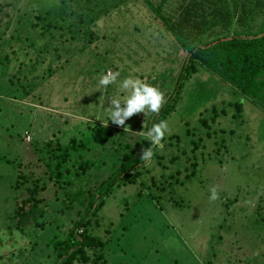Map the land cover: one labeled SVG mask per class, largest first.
Returning a JSON list of instances; mask_svg holds the SVG:
<instances>
[{
	"label": "rangeland",
	"instance_id": "374dc122",
	"mask_svg": "<svg viewBox=\"0 0 264 264\" xmlns=\"http://www.w3.org/2000/svg\"><path fill=\"white\" fill-rule=\"evenodd\" d=\"M149 1L157 5L160 0ZM217 1L229 18L207 28L203 39L264 23L263 11L254 19L243 18L240 0ZM186 2L165 0L160 11L172 16ZM0 7V264H49L53 252L44 234L65 237L77 205L66 207L64 193L75 191L86 179L75 178L81 155L85 157L82 152L66 164L72 186L66 187L65 178L47 180L50 149L46 141L59 138L65 143L76 133L82 139L92 136L88 158L101 155L106 164L92 166L93 175L85 178L106 179L111 159L100 144L106 130L114 137L118 130H125L127 142L146 141V133L138 126L144 127L152 117L147 109L146 114L136 113L125 121L130 127L126 130L109 119L111 97L127 95L119 85L129 76L152 85L153 73L175 74L187 53L145 0H0ZM96 14L100 17L91 23ZM75 28L79 32L90 28L97 37L74 32ZM16 33L24 37L22 42ZM30 44L37 48L31 50ZM109 70L120 72L117 82L100 86L99 79ZM25 72L31 76L24 80ZM32 78H38L35 86ZM168 80L156 81L155 87L163 92ZM232 95L220 78L202 69L185 82L175 109L164 120L168 132L162 145L154 151L153 160L138 166L142 178L120 186L115 181L104 198L103 222L113 224L110 244L121 250L113 260V252H107L108 264H264V107ZM233 100L243 104L238 118L228 105ZM212 105L226 114L210 123L208 138L199 119L209 117ZM95 127L96 131H89ZM187 127L194 140L201 138L194 153L187 148L191 140L185 135ZM172 133L179 135V141H170ZM142 149L134 155L138 163ZM157 154L164 156L159 164L154 159ZM193 160L200 164L198 171L185 178L190 172L183 171L188 166L185 162ZM177 170L181 172L176 176L178 184L171 180L169 185L168 176ZM19 174L27 180L22 181ZM151 175L157 186L149 190ZM37 177L45 180L38 196L45 214L38 218L39 225L32 222L19 230L15 227L18 217L12 214L27 197L29 181ZM142 180L145 185H140ZM213 186L218 191L215 201L209 199ZM99 234L106 235L101 230Z\"/></svg>",
	"mask_w": 264,
	"mask_h": 264
},
{
	"label": "trees",
	"instance_id": "16d2710c",
	"mask_svg": "<svg viewBox=\"0 0 264 264\" xmlns=\"http://www.w3.org/2000/svg\"><path fill=\"white\" fill-rule=\"evenodd\" d=\"M151 10L155 13L156 18L164 25L165 30L174 38L176 43L186 51V56L183 57L178 71L175 74L168 75L166 70L159 72V76L154 74L151 82L152 85H156V81L169 80L165 82L166 89L163 91L165 97V103L161 107L159 113H151L152 117L147 120L144 127L138 126V129L144 130L146 133V141L144 139L127 142V139L123 137L125 130H118L117 136L110 135L109 129L106 130V137L104 139L108 143L105 146L104 143H100L104 146L105 155H109L110 162V174L106 179L93 181L89 178H85L87 174L91 173V167L95 165L96 168L106 164L105 158L97 157L89 160L88 155H91L93 146L91 145V138H79L76 133L69 138H66V142L63 143L59 138L55 140H47L46 146L50 149L49 163L45 164V168L48 171L46 179L53 182L65 178L68 176L69 167L66 165L71 160L73 155H79L84 152L85 156L79 160L78 168L75 172V178L86 179L84 184L80 185L75 191L68 189L67 193H64L67 198L66 207L77 205L76 218L72 221L71 227L67 231L64 238H58L57 234L46 235V245H51L53 257L50 256L48 260L49 264H108L110 257H107V252L112 251L113 257L116 252L121 251L116 249V245L110 244L109 235L113 231V224L106 225L103 222L101 216V210L105 204V197L111 194L110 189L113 187L115 181H119L116 185H127L136 183L137 179L142 178V172L138 168L144 161L137 162L134 158L136 150H140L143 146L141 153L146 148L152 147L154 151L162 145V141L159 146H152L147 139V132L152 126L160 121H164L165 118L175 109L178 99L180 97L181 90L189 78L198 73L201 69L216 75L226 85L229 94L234 96L240 95L241 97H247L251 100V103L264 107V23L257 28H245L241 30H227L224 34L217 35L214 38H201L202 33L207 29H212L220 20L221 23L227 20L228 15L223 13L220 6L217 5V0H187L185 4L179 5L177 13L172 16L164 15L161 13L160 8L165 0H160L157 5H153L149 0H145ZM241 1V15L243 18L250 16L251 19L255 18V15L263 11L264 12V0H240ZM1 10V7H0ZM84 6L82 7L83 14ZM108 10H104L102 13H106ZM101 13V14H102ZM100 14L94 16L93 23L98 19ZM92 18L88 19V23ZM1 23V19H0ZM76 29V30H75ZM73 31H78L75 28ZM80 34H86L92 39L96 38V33L92 32L90 28L88 31H78ZM1 36V35H0ZM17 40L23 41L24 37L16 33ZM11 40V39H10ZM3 43V41H2ZM0 43V45L2 44ZM13 46V45H11ZM31 50H35L37 46L30 44ZM14 52V50H13ZM8 59V56L5 55ZM18 72L20 68L16 69ZM107 69H105L106 71ZM25 78L28 73H22ZM49 76V75H48ZM52 77V74H51ZM39 79L42 77L39 76ZM34 81L35 86V79ZM28 79V78H27ZM233 92H232V91ZM232 95V97H233ZM235 110V117L238 118L243 111V104L239 100H233L228 102ZM209 112V117H201L199 119L201 126L206 129L205 136L210 138V123L214 124L216 116L226 114L225 110L218 109L216 105H212ZM154 114V116H153ZM211 114V115H210ZM210 120L208 124V120ZM90 132L96 131L95 128L89 129ZM116 132V129H115ZM215 134V132H213ZM142 135V134H141ZM185 135L191 137L190 144L187 147L190 153L196 152L199 148V141L194 140V134L189 127L185 128ZM170 141H179V135L176 133L169 134ZM93 139V138H92ZM165 139V137H164ZM144 141V144L142 143ZM190 147V148H189ZM222 146L215 148L219 151ZM186 148L180 150L182 156L186 153ZM180 155V156H181ZM92 156V155H91ZM95 159V160H94ZM159 164L164 160V156L157 154L154 158ZM153 160V159H151ZM175 157L171 158L170 162H173ZM7 163L10 161L5 160ZM97 161V164H95ZM201 162L203 157L201 156ZM188 166L183 168L184 170L190 169L189 173L184 175L185 178H191L198 171L200 166L199 162L193 160L192 162H185ZM72 164V163H71ZM144 167V166H142ZM91 173V174H90ZM181 172L176 171L175 174H170L168 177L170 181L173 180L174 186L178 183L176 176H179ZM183 173V172H182ZM93 175V174H92ZM19 176L23 180H27L24 175ZM183 176V175H182ZM148 179L149 184L146 189H153L156 185L155 176L151 175ZM66 182V187L73 185V179ZM43 178L37 177L34 181L30 180L29 185L26 186L27 197L22 201L21 205L12 214L13 217L17 216L16 228L23 230V227L33 222L38 224V218L44 216L43 205H40L39 191L44 188ZM144 180L140 185H145ZM164 187H161V190ZM155 198V197H152ZM69 202V203H68ZM231 203V202H230ZM26 206V207H25ZM122 216V213H121ZM12 217V218H13ZM125 229V226L122 227ZM99 230L105 231L104 238L99 234ZM123 235V232H122ZM44 236V237H45ZM119 239V238H117ZM50 242V243H49ZM110 251V252H111ZM111 252V253H112ZM118 264H123L119 262Z\"/></svg>",
	"mask_w": 264,
	"mask_h": 264
},
{
	"label": "clouds",
	"instance_id": "9594fccd",
	"mask_svg": "<svg viewBox=\"0 0 264 264\" xmlns=\"http://www.w3.org/2000/svg\"><path fill=\"white\" fill-rule=\"evenodd\" d=\"M120 76L119 71L113 72L109 70L106 74H103L99 79V85L107 87L110 84H115ZM121 92H126V96H113L111 97V106L108 107L109 119L113 123L124 126V129L130 130L129 126L125 125V121L132 115L150 111L152 113H159L161 107L165 103V97L161 90L153 85H149L144 80L131 76L123 79L119 85ZM125 105L121 106V103ZM108 119V120H109ZM107 126V125H105ZM168 132L167 121H160L152 126L147 132V139L150 141L152 146H159L162 139ZM154 153L152 147L143 150L140 157L141 161L150 162ZM209 199L215 201L218 199V191L215 186L210 189Z\"/></svg>",
	"mask_w": 264,
	"mask_h": 264
}]
</instances>
